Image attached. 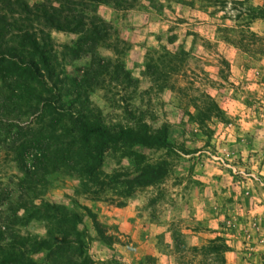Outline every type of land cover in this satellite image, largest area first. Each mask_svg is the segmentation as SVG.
<instances>
[{"label":"rangeland","instance_id":"rangeland-1","mask_svg":"<svg viewBox=\"0 0 264 264\" xmlns=\"http://www.w3.org/2000/svg\"><path fill=\"white\" fill-rule=\"evenodd\" d=\"M81 1L105 37L76 58L63 47L81 35L48 29L54 92L110 130L165 129L171 147L121 143L97 164L92 139L64 116L41 132V110H15L0 83L1 248L24 244L25 264H264V0ZM27 141L41 152L19 159Z\"/></svg>","mask_w":264,"mask_h":264},{"label":"trees","instance_id":"trees-1","mask_svg":"<svg viewBox=\"0 0 264 264\" xmlns=\"http://www.w3.org/2000/svg\"><path fill=\"white\" fill-rule=\"evenodd\" d=\"M76 3L30 6L25 0H0L2 8L14 5L16 9V12L9 11L10 14H0V83L1 89L6 93V96L2 95L5 102L15 110H41L42 114L39 113L37 118L42 122L41 132L44 130L43 124L44 127H55L64 116L68 120L69 132L76 133L82 144L86 145L90 139L93 140L91 151L87 155L97 164L108 146L121 143L147 148H170L165 129L154 134L121 126L110 130L100 123L88 121L80 106H65L62 103V94L54 92L62 88L59 79L61 71L55 61V51L48 29L81 35L74 45L63 47L64 55L71 53L76 58L92 51L105 37L103 31L106 30V23L96 17L87 18L84 14L85 2L79 0ZM18 147L19 159L25 150L35 149L40 154L42 149L37 141H27ZM35 159L39 165L45 163L40 157L35 156ZM145 177L146 175L137 179L139 186L148 185L158 179L157 176ZM41 246H37L30 253H40L43 248ZM24 247L20 242H10L5 251L0 246V251L3 252L0 254V264H25L27 251H23Z\"/></svg>","mask_w":264,"mask_h":264},{"label":"crops","instance_id":"crops-1","mask_svg":"<svg viewBox=\"0 0 264 264\" xmlns=\"http://www.w3.org/2000/svg\"><path fill=\"white\" fill-rule=\"evenodd\" d=\"M147 229L146 228H144V231H146ZM155 240V239H154ZM154 244L156 243V242H153ZM97 245H98V243H97ZM150 245H151V242H144V246H143V253L144 254H147V253H149V254H151V248H150ZM145 249H148V252H145ZM101 253H105V256H106V253H107V248H103L102 249V246H101ZM155 251V254H157L158 252H157V250H154ZM159 255H161V254H159ZM95 259H98V258H95ZM100 260H102V259H100Z\"/></svg>","mask_w":264,"mask_h":264}]
</instances>
